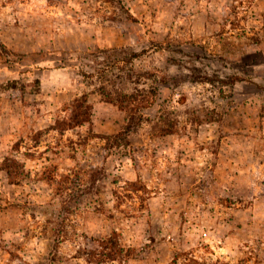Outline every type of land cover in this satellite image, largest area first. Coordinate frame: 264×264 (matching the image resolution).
Segmentation results:
<instances>
[{
  "label": "rangeland",
  "instance_id": "1",
  "mask_svg": "<svg viewBox=\"0 0 264 264\" xmlns=\"http://www.w3.org/2000/svg\"><path fill=\"white\" fill-rule=\"evenodd\" d=\"M0 264H264V0H0Z\"/></svg>",
  "mask_w": 264,
  "mask_h": 264
},
{
  "label": "trees",
  "instance_id": "2",
  "mask_svg": "<svg viewBox=\"0 0 264 264\" xmlns=\"http://www.w3.org/2000/svg\"><path fill=\"white\" fill-rule=\"evenodd\" d=\"M138 56L137 52L131 53L127 57L118 58L116 60H113L111 64H106L104 68L98 70V78L101 85L98 86L99 93L102 95L104 99L110 102H116L122 107V109H125V111L128 113L127 119H126V126H123L120 131H118L117 134H122L124 131L128 130V127L131 126V124L136 121V119H140L141 114H139V118L137 117V111H140V109H143L144 107H147L152 103L153 98L151 96L148 97L144 95L145 93L140 92V89L135 91H129L127 89L126 82L129 78L126 77V79H115L107 77L109 68L111 66H116L119 68V70L124 71L125 64L133 62V60ZM123 63V64H121ZM131 65V64H130ZM131 69H133V66H131ZM127 70V69H126ZM129 70V69H128ZM130 72L127 74L129 75ZM90 76H92L91 73H89ZM118 75V74H117ZM119 78H123L122 74L118 75ZM160 81L165 82L167 80L166 76H161ZM86 114V111L76 112L73 114L72 119H76V121H80L81 117H84ZM136 114V115H135ZM140 121V120H139ZM113 259V256L110 257Z\"/></svg>",
  "mask_w": 264,
  "mask_h": 264
}]
</instances>
